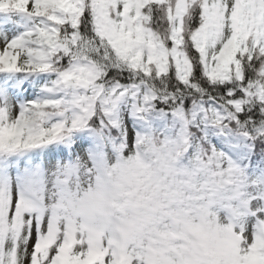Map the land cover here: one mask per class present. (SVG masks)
Wrapping results in <instances>:
<instances>
[{"label":"snow or ice","instance_id":"obj_1","mask_svg":"<svg viewBox=\"0 0 264 264\" xmlns=\"http://www.w3.org/2000/svg\"><path fill=\"white\" fill-rule=\"evenodd\" d=\"M156 129L239 187L184 264H264V0H0V264H135L71 181Z\"/></svg>","mask_w":264,"mask_h":264},{"label":"trees","instance_id":"obj_2","mask_svg":"<svg viewBox=\"0 0 264 264\" xmlns=\"http://www.w3.org/2000/svg\"><path fill=\"white\" fill-rule=\"evenodd\" d=\"M187 147L186 138L181 136L179 130L173 133L156 129L150 132L148 142L143 147L145 161L138 162L134 156L129 161L130 157L124 156V151L119 153L122 159L116 153L107 152L108 157L114 158L111 165L107 163L112 185L122 189L128 206L144 218V222L159 219L163 214L161 210L168 207V202L193 203L195 173L186 153ZM143 226V234L136 232L138 236L147 235L149 230L146 229L155 224ZM153 231L157 241L164 240L165 223L155 226Z\"/></svg>","mask_w":264,"mask_h":264},{"label":"rangeland","instance_id":"obj_3","mask_svg":"<svg viewBox=\"0 0 264 264\" xmlns=\"http://www.w3.org/2000/svg\"><path fill=\"white\" fill-rule=\"evenodd\" d=\"M129 153H133L132 151H128ZM196 169L199 173V176H202L203 172L198 165H196ZM219 175L223 181L224 186L226 187V190L224 191L223 197L220 198L216 206L212 209V215H213V222L218 223L219 225H224L226 222V215L222 211L224 208H228L231 206L233 201L237 198L238 192L233 191L231 181L228 179L229 176L225 173L223 175ZM215 175H210L207 173L203 177L198 179V186L199 189L203 188L204 191L211 190L213 191V187L210 184V181L208 178H212ZM206 177V178H204ZM202 178H204L202 180ZM214 186H216V181L214 180ZM105 184V181L100 177L99 174H97L95 171L93 172V175L91 177H88L86 175H81L78 180L73 179L71 181V191L70 194L75 197L77 195V192H79L80 197L82 198L85 193L88 192L89 188L92 190V194L95 193V191L99 188H101V185ZM223 186V187H224ZM230 194V195H228ZM99 207V210L103 211L104 209L102 207ZM99 211L97 209L90 208V217L95 222L98 231L101 235L104 236V238L109 242V246L116 252L119 253V248L117 244L118 240V232H117V226H113L111 228L107 227V221L104 218V216H107V213L103 216L98 213ZM124 216L130 215L129 212H125L123 214ZM124 216H122L124 218ZM174 218L175 216L172 215ZM199 218V214H196L195 217H192L191 214L187 215L186 217V223L181 224L180 226L183 228L182 233V243H184V246L186 247L185 253L187 256L190 250V241L192 239V233L190 231V226L193 224V222H196ZM121 221V222H120ZM119 224L120 226H123V223L125 220L120 219ZM140 227H138L136 230H138ZM131 231H134V229H131ZM129 231V232H131ZM150 238L151 234H148L145 238L138 239L137 241L135 239L132 240V243L128 245V247H125L126 252L128 253V256L131 257L133 261H135V264H151V256H150ZM150 257V258H149ZM168 261V262H167ZM167 261H165V264H174L171 262V258H168ZM171 262V263H170ZM176 264V263H175ZM179 264V263H178ZM184 264V261H183Z\"/></svg>","mask_w":264,"mask_h":264}]
</instances>
